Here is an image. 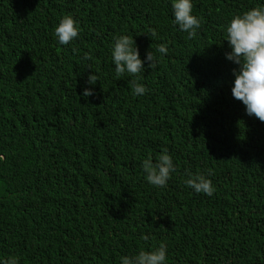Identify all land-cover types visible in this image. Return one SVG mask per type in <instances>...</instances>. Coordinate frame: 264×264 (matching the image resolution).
I'll return each mask as SVG.
<instances>
[{
	"label": "trees",
	"instance_id": "1",
	"mask_svg": "<svg viewBox=\"0 0 264 264\" xmlns=\"http://www.w3.org/2000/svg\"><path fill=\"white\" fill-rule=\"evenodd\" d=\"M261 4L193 0L201 26L188 39L171 0H0V120L17 126L0 121V223L10 215L0 257L12 245L18 264H120L163 244L167 264H195L193 251L203 264H264V122L232 96L239 66L225 40L232 16ZM65 15L80 31L61 45L54 28ZM118 35L152 51L155 67L117 78ZM133 82L146 93L133 95ZM164 149L177 195L158 194L141 167ZM36 153L53 156L30 184ZM188 173L205 175L213 195L195 194ZM34 194L44 201L28 204Z\"/></svg>",
	"mask_w": 264,
	"mask_h": 264
},
{
	"label": "clouds",
	"instance_id": "2",
	"mask_svg": "<svg viewBox=\"0 0 264 264\" xmlns=\"http://www.w3.org/2000/svg\"><path fill=\"white\" fill-rule=\"evenodd\" d=\"M171 9L174 17L172 23L177 25L180 31L186 32L188 39L194 38L201 26V21L193 14V0H171ZM79 31L78 21L74 20L71 15H65L54 28V37L59 44L68 45L78 37ZM225 33V40L231 49L226 53V59L239 66L238 71H233L235 79L231 88L232 96L245 106L246 115L255 116L264 122V4L232 16L226 26ZM156 51L162 55L166 54L167 47L161 44ZM110 55L117 78L124 74L136 77L144 70L145 64L153 68L157 63L152 51L146 53L145 56L142 55L140 43L135 37L127 35H118L113 38ZM84 59H89L87 54ZM96 80L97 76L92 73L88 75L86 83L95 85ZM146 91L143 84L133 82V95L142 96ZM92 94V91L87 87L82 93L84 97H89ZM35 118L36 115H33L32 119ZM40 154L47 157L46 162L53 156L52 153H36L35 157ZM0 158L6 160L7 155L0 154ZM141 167L147 183L156 187H165L171 174L176 171L167 149L162 151L155 163L151 158L144 159ZM184 183L195 193L211 196L215 191L212 182L205 175L199 173L195 175L188 173V178ZM10 187L11 185L7 186L5 190L10 194L15 193L8 190ZM14 187L18 191H26L20 187ZM16 215H23L21 208L17 210ZM9 220L10 215H7L5 222L0 223V228ZM40 238H43V235ZM143 239L147 240L148 237L144 236ZM12 247L10 245L8 248L5 258L0 257V264H18L16 257L11 256ZM52 256L47 255L46 261ZM120 264H167L166 246L161 244L149 251L141 249L135 255L121 256Z\"/></svg>",
	"mask_w": 264,
	"mask_h": 264
},
{
	"label": "rangeland",
	"instance_id": "3",
	"mask_svg": "<svg viewBox=\"0 0 264 264\" xmlns=\"http://www.w3.org/2000/svg\"><path fill=\"white\" fill-rule=\"evenodd\" d=\"M2 122H4L6 124V129L8 131H11V130H15L17 129V126H15V124L9 120H0ZM35 160L38 161V166H37V169L36 170H33V171H30V184H33L35 183L41 176V172L39 170V167L41 165L42 162H45L47 160V157L45 155H38ZM264 174V172L262 173ZM261 174V175H262ZM169 181L167 182V185L166 186H170L174 191H175V188L171 185H169ZM165 186V187H166ZM154 190L160 194V195H164V190H165V187H156L154 186ZM176 195H177V191H175ZM197 194V193H195ZM44 197L45 195H42V194H34L32 196H30V198L27 197V203L30 204V203H39V202H43L44 201ZM184 232H185V229H184ZM181 239L179 237V239L177 241H175L176 244H178L180 246V243H181ZM181 247V246H180ZM186 251L184 248H181V251H179L178 253H176L178 256H179V253L181 252H184ZM191 255L193 256V258L195 259V264H203V261H202V257L200 256V254L198 252H190Z\"/></svg>",
	"mask_w": 264,
	"mask_h": 264
},
{
	"label": "water",
	"instance_id": "4",
	"mask_svg": "<svg viewBox=\"0 0 264 264\" xmlns=\"http://www.w3.org/2000/svg\"><path fill=\"white\" fill-rule=\"evenodd\" d=\"M8 190H10L11 192H16V189H14L13 187H10ZM48 234V233H46Z\"/></svg>",
	"mask_w": 264,
	"mask_h": 264
}]
</instances>
